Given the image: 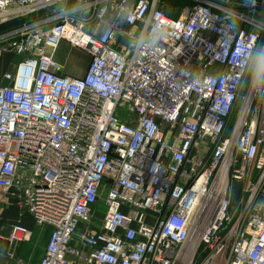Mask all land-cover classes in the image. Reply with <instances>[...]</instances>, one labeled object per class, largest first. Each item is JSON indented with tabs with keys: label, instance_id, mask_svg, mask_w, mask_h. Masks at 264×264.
Listing matches in <instances>:
<instances>
[{
	"label": "built area",
	"instance_id": "built-area-1",
	"mask_svg": "<svg viewBox=\"0 0 264 264\" xmlns=\"http://www.w3.org/2000/svg\"><path fill=\"white\" fill-rule=\"evenodd\" d=\"M171 1L0 0V24L59 7L0 39L20 57L0 85V189L50 229L39 264H264V95L241 97L238 75L264 11Z\"/></svg>",
	"mask_w": 264,
	"mask_h": 264
},
{
	"label": "crops",
	"instance_id": "crops-1",
	"mask_svg": "<svg viewBox=\"0 0 264 264\" xmlns=\"http://www.w3.org/2000/svg\"><path fill=\"white\" fill-rule=\"evenodd\" d=\"M70 6H73L72 2ZM19 61V56L12 51L3 50L0 43V85L6 84L4 75L15 72ZM58 62L63 65L61 61ZM85 72L75 77H81ZM63 73L73 77L65 68ZM18 192L20 191L17 189L8 192L0 189V264H39L50 238V229L35 224L22 207V199L15 196ZM16 225L29 229L30 234L24 242L13 245L7 238ZM46 233L48 236L43 242L42 238Z\"/></svg>",
	"mask_w": 264,
	"mask_h": 264
},
{
	"label": "rangeland",
	"instance_id": "rangeland-1",
	"mask_svg": "<svg viewBox=\"0 0 264 264\" xmlns=\"http://www.w3.org/2000/svg\"><path fill=\"white\" fill-rule=\"evenodd\" d=\"M169 3L170 5H168V10H167L168 14H174V16H179L180 9L186 6L184 2H180V1L176 2L173 0ZM236 3L237 4H235V6H240V7L246 6L247 0L237 1ZM258 5L264 11V1L258 0ZM58 10H59V7H54L48 12L23 14V15H22L23 12H19L16 15H20V16L12 15L13 17H11L10 20H8L5 23L0 24V39L6 36L12 30H15V29H18L24 26V24H31L35 19H39L40 17L45 18L51 15L55 16ZM253 15L255 16L257 20L264 22L263 13L253 12ZM1 40H0V43H2ZM260 46H264V34H263V38H262ZM57 60L61 61L62 64L64 65L65 70L68 71L73 77H75V76L81 75L82 73H84V71H86L90 58L83 51L72 48L66 42H62L58 50ZM1 70L3 71V67ZM249 85H250V77L247 75L243 83L242 90H241V97L246 96L249 90ZM105 195L106 193H104V196ZM99 208L102 211L105 210L102 200L100 202ZM47 234L48 233H46L43 236L42 238L43 242L44 240L47 239V236H48Z\"/></svg>",
	"mask_w": 264,
	"mask_h": 264
},
{
	"label": "clouds",
	"instance_id": "clouds-1",
	"mask_svg": "<svg viewBox=\"0 0 264 264\" xmlns=\"http://www.w3.org/2000/svg\"><path fill=\"white\" fill-rule=\"evenodd\" d=\"M158 28L159 25L153 29V33ZM245 74L250 77L252 90L258 95H264V46L257 47L254 41L245 46L244 60L238 75Z\"/></svg>",
	"mask_w": 264,
	"mask_h": 264
},
{
	"label": "water",
	"instance_id": "water-1",
	"mask_svg": "<svg viewBox=\"0 0 264 264\" xmlns=\"http://www.w3.org/2000/svg\"><path fill=\"white\" fill-rule=\"evenodd\" d=\"M241 187L242 184L240 182H236L234 186V191H233V200H232V206L236 207L240 198V193H241Z\"/></svg>",
	"mask_w": 264,
	"mask_h": 264
}]
</instances>
